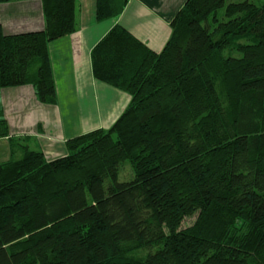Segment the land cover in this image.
<instances>
[{"label": "trees", "instance_id": "16d2710c", "mask_svg": "<svg viewBox=\"0 0 264 264\" xmlns=\"http://www.w3.org/2000/svg\"><path fill=\"white\" fill-rule=\"evenodd\" d=\"M40 1L41 31L0 27V89L55 105L48 46L76 0ZM225 1L187 0L158 53L119 25L92 48L93 79L130 100L64 157L0 163V264H264V0ZM127 2L96 0V20Z\"/></svg>", "mask_w": 264, "mask_h": 264}, {"label": "crops", "instance_id": "0c3cea01", "mask_svg": "<svg viewBox=\"0 0 264 264\" xmlns=\"http://www.w3.org/2000/svg\"><path fill=\"white\" fill-rule=\"evenodd\" d=\"M184 2L128 0L119 17L97 21L96 0H76V31L48 46L56 104L38 102L31 86L0 89V115L8 129V134L0 137V163L8 161L12 153L20 158L19 152L25 148L43 152L48 160L64 157L69 139L109 129L130 98L93 79L92 48L114 25H119L158 53L170 37L171 19ZM0 27L5 35L41 31V1L0 3Z\"/></svg>", "mask_w": 264, "mask_h": 264}, {"label": "rangeland", "instance_id": "374dc122", "mask_svg": "<svg viewBox=\"0 0 264 264\" xmlns=\"http://www.w3.org/2000/svg\"><path fill=\"white\" fill-rule=\"evenodd\" d=\"M187 0H185V2H186ZM240 1H244V0H226L225 1V3H226V5L227 4H229V3H234V2H240ZM250 1H252L253 3H258L259 1H261V0H250ZM184 2V3H185ZM184 5V4H183ZM182 5V6H183ZM222 16V13L221 12H219V17H221ZM94 131V130H93ZM91 132V131H90ZM87 133H89V132H87ZM84 134H86V133H84ZM81 135H83V134H81ZM80 136V135H79ZM67 142V141H66ZM65 145H66V143H65ZM13 148V147H12ZM26 149V148H25ZM25 149H23L21 152H19V154H23V151L25 150ZM67 151V150H66ZM41 152V151H40ZM14 154V153H13ZM12 154V156L14 157V155ZM42 154L44 155V157L47 159V157H46V155L42 152ZM22 156V155H21ZM18 157V156H17ZM21 158V157H20ZM20 158H15V159H20ZM48 160V159H47ZM130 172H129V169H128V167L127 166H124L123 167V171H122V176L124 177V178H126L127 176H128V174H129ZM194 217H191V218H186L185 220H184V223H183V227H187V226H189V225H191L192 223H193V221H194Z\"/></svg>", "mask_w": 264, "mask_h": 264}]
</instances>
